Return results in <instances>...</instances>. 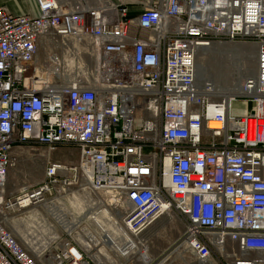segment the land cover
Here are the masks:
<instances>
[{
	"label": "built area",
	"instance_id": "2783aa9c",
	"mask_svg": "<svg viewBox=\"0 0 264 264\" xmlns=\"http://www.w3.org/2000/svg\"><path fill=\"white\" fill-rule=\"evenodd\" d=\"M35 2L0 7V264H147L137 238L165 216L183 226L177 260L264 264V0ZM218 44L256 59L215 98L197 71ZM33 147L41 181L7 197ZM61 148L78 160L53 161Z\"/></svg>",
	"mask_w": 264,
	"mask_h": 264
},
{
	"label": "rangeland",
	"instance_id": "374dc122",
	"mask_svg": "<svg viewBox=\"0 0 264 264\" xmlns=\"http://www.w3.org/2000/svg\"><path fill=\"white\" fill-rule=\"evenodd\" d=\"M129 3L130 0H127V4ZM255 59L256 49L252 44H218L201 51L198 63L202 72L204 71L202 77L206 80L205 83L210 85L220 83L222 87L229 89L224 93L228 94L232 90L237 93L239 86L242 87L246 79L251 77L255 68ZM220 97L223 95L215 98ZM250 105L242 101L235 102L233 115L238 117L245 115ZM15 153L17 155L15 165L10 170L7 179V197L18 196L26 185H36L41 181L46 159L44 156L47 154V150L41 147H33V150L21 148L17 149ZM50 156L53 161L76 162L78 151L73 148H61L51 153ZM17 227H21L23 232L20 223L15 225L16 229ZM182 231V224L173 217L165 216L158 219L138 237L140 248L142 247L139 260L147 264H157L169 257L166 264H199L192 259L180 261L176 260L175 256L173 259L171 248L177 242ZM15 232L17 234V230ZM19 238L21 239V236Z\"/></svg>",
	"mask_w": 264,
	"mask_h": 264
},
{
	"label": "bare ground",
	"instance_id": "6f19581e",
	"mask_svg": "<svg viewBox=\"0 0 264 264\" xmlns=\"http://www.w3.org/2000/svg\"><path fill=\"white\" fill-rule=\"evenodd\" d=\"M198 68H199V65H198ZM204 73H201V72H199V69H198V73H197V76H198V79H199V85H204L205 84V79L202 77V75H203ZM254 74V71H252V73H251V76ZM212 88H213V96H215V97H217V96H219V95H223V97H226V96H229V95H232V93L234 92V93H236V91H234V90H232V91H230V93H228V94H224L225 93V91H228L229 89H227V88H224V87H222L221 86V84L219 83V84H217L216 85V83L214 84V85H212ZM242 88H241V86H239V88H238V90H237V92L238 91H240ZM233 93V94H234ZM166 185H167V181H166ZM78 208H79V206H77ZM66 215H67V217H68V212H66ZM170 217H172V216H170ZM99 221L100 222H102V219H99ZM17 224H19L18 222L16 223V225ZM15 226V225H14ZM14 229L15 230H17V234L19 235V236H21V237H24L25 235V238L27 239L28 238V233H26L25 235H24V232H22L21 231V227H17V229L14 227ZM14 230V231H15ZM27 232V231H26ZM21 234V235H20ZM30 239V238H29ZM28 239V240H29ZM138 239L139 238H137V241H136V243H137V249H138V253H141L140 251H141V248H140V242H138ZM35 246H39V243H36V245ZM175 254V253H174ZM174 255H172V257H173ZM169 259V257H166L165 259H163L162 260V262H160V263H158V264H166V262H167V260ZM173 259H174V257H173ZM177 260V259H176ZM169 262H171V261H169Z\"/></svg>",
	"mask_w": 264,
	"mask_h": 264
},
{
	"label": "crops",
	"instance_id": "0c3cea01",
	"mask_svg": "<svg viewBox=\"0 0 264 264\" xmlns=\"http://www.w3.org/2000/svg\"><path fill=\"white\" fill-rule=\"evenodd\" d=\"M0 7H6L14 15H37L35 0H0Z\"/></svg>",
	"mask_w": 264,
	"mask_h": 264
},
{
	"label": "water",
	"instance_id": "95a60500",
	"mask_svg": "<svg viewBox=\"0 0 264 264\" xmlns=\"http://www.w3.org/2000/svg\"><path fill=\"white\" fill-rule=\"evenodd\" d=\"M198 69H199V72L204 73V71L202 72V69L200 67ZM197 73H198V71H197Z\"/></svg>",
	"mask_w": 264,
	"mask_h": 264
}]
</instances>
